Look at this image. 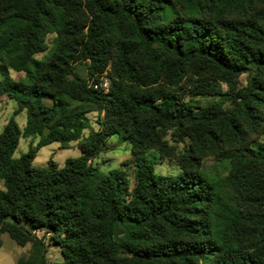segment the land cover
Masks as SVG:
<instances>
[{
    "label": "trees",
    "instance_id": "trees-1",
    "mask_svg": "<svg viewBox=\"0 0 264 264\" xmlns=\"http://www.w3.org/2000/svg\"><path fill=\"white\" fill-rule=\"evenodd\" d=\"M263 1L0 0V62L31 79L0 83V97L18 106L0 134V247L8 234L32 244L17 264H47L42 232L60 250L55 264H264V148L248 144L264 126V12L227 17ZM50 34L56 54L38 61ZM78 63L88 64L90 80L113 63L109 89L78 78ZM190 72L231 87L252 77L233 109H196L175 92ZM166 131L189 141L183 154H172ZM37 136V147L16 159L21 140ZM115 136L132 146V190L124 171L104 175L91 165ZM74 142L78 158L33 167L40 148ZM227 145L251 156L233 158L230 174L210 182L202 158ZM152 149L175 156L180 175H156L145 157Z\"/></svg>",
    "mask_w": 264,
    "mask_h": 264
},
{
    "label": "rangeland",
    "instance_id": "rangeland-1",
    "mask_svg": "<svg viewBox=\"0 0 264 264\" xmlns=\"http://www.w3.org/2000/svg\"><path fill=\"white\" fill-rule=\"evenodd\" d=\"M262 12H264V1L256 2L252 8L247 10H236L232 12L228 10L227 17L236 21H245L248 19L260 18ZM169 15L171 14L169 13ZM56 39L57 36L55 34H50L46 37L45 52L35 56L38 61L47 62L56 54ZM112 71L113 63L109 65L106 73L97 79L93 78L90 80L88 75V64L78 63L75 65V75L78 78L87 80L89 85L97 84L106 91L111 84ZM6 77H10L15 82L24 86L31 83V79L27 74L15 72L4 63L0 62V83ZM250 77H252V73L241 75L231 87L229 84L220 81L214 76H198L196 73L190 72L175 92L184 102L194 106L196 109L213 107L226 111L235 107L232 97L247 88ZM96 80H98V82H95ZM200 92H207L208 94H199ZM219 92L221 96L218 95ZM195 93L198 95H194ZM46 103L51 105L50 101H46ZM17 109L18 106L15 101L9 99L7 96L0 97V134ZM87 117L92 128L98 130L97 120L99 118V113L96 108H91ZM262 117L264 118V111L262 112ZM15 120L21 131H23L27 125L26 113H20L15 117ZM88 135L89 131H85L84 137ZM249 138V149L257 151L259 148H264V126H261L257 132L250 133ZM164 140L169 147L174 149L172 154L175 153L177 156L183 154L185 149L189 147V141L187 139L178 140L173 131H166ZM39 141V136L22 139L15 153V158L18 159L22 155L27 154L31 146L36 148ZM79 144L80 142H74L67 150H61L58 143L44 146L39 149L33 167L44 168L48 166L51 161L55 162L59 167H63L67 160L78 158L81 155ZM242 154L251 156L250 152L247 150H242L241 148L238 150V148L227 145L222 152L202 158L201 173L210 182L222 180L230 174L231 160ZM145 157L152 162L154 172L158 176L177 177L181 173L175 156L166 157L163 156L159 150L152 149L146 153ZM91 165L104 175H110V173L115 170L124 171L128 176L127 180L130 190L134 188L135 165L132 156V146L123 136L109 138L104 150L92 161ZM1 188L2 185L0 183V189ZM114 233L115 236L118 237L121 233H124V230L117 229L116 227ZM36 234L39 239L45 242L47 249L45 255L47 264L61 263L63 260L60 250L49 242V237L45 236L42 232H37ZM1 240L0 264H16L22 258H29L32 251V244L21 247L13 241L8 234H3Z\"/></svg>",
    "mask_w": 264,
    "mask_h": 264
},
{
    "label": "built area",
    "instance_id": "built-area-1",
    "mask_svg": "<svg viewBox=\"0 0 264 264\" xmlns=\"http://www.w3.org/2000/svg\"><path fill=\"white\" fill-rule=\"evenodd\" d=\"M96 89L98 88V86H94Z\"/></svg>",
    "mask_w": 264,
    "mask_h": 264
},
{
    "label": "crops",
    "instance_id": "crops-1",
    "mask_svg": "<svg viewBox=\"0 0 264 264\" xmlns=\"http://www.w3.org/2000/svg\"><path fill=\"white\" fill-rule=\"evenodd\" d=\"M17 264V263H16Z\"/></svg>",
    "mask_w": 264,
    "mask_h": 264
}]
</instances>
